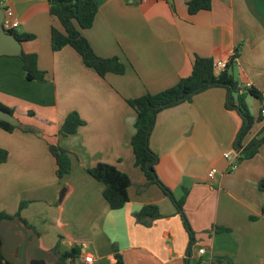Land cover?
I'll return each instance as SVG.
<instances>
[{
    "label": "crops",
    "instance_id": "crops-1",
    "mask_svg": "<svg viewBox=\"0 0 264 264\" xmlns=\"http://www.w3.org/2000/svg\"><path fill=\"white\" fill-rule=\"evenodd\" d=\"M94 1L93 23L81 33L98 56L118 57L126 66L122 74L99 76L71 46L53 51L51 27L60 24L47 0H9L15 31L34 35L22 49L37 54L45 81L27 80L18 56H0V103L35 130L0 128V148L8 151L0 163V212L18 211L46 250L79 246L75 264H82L84 253L93 254L96 264H112L114 248L124 264H264V144L233 170L224 158L235 151L239 159L252 138L264 135V0H212L210 9L194 14L185 0ZM237 47L234 79L260 96L249 95L258 103L255 116L245 97L257 126L240 145L241 118L226 108L222 87L161 110L148 137L158 179L175 198L186 192L191 240L171 200L157 185H146L134 165L130 138L136 113L126 100L173 86L190 75L195 56L226 61ZM71 111L85 123L75 133L58 135ZM49 144L69 152L71 170L62 178L55 174ZM98 162L130 177L128 201L120 209L108 206L102 183L86 172ZM211 168L216 173L208 179ZM146 204L161 214L148 225L134 216ZM220 226L228 231H217Z\"/></svg>",
    "mask_w": 264,
    "mask_h": 264
},
{
    "label": "trees",
    "instance_id": "trees-1",
    "mask_svg": "<svg viewBox=\"0 0 264 264\" xmlns=\"http://www.w3.org/2000/svg\"><path fill=\"white\" fill-rule=\"evenodd\" d=\"M47 2L49 13L60 24V28L51 27L50 43L53 51L60 50L64 46H71L80 55L82 62L87 67L93 68L101 77L108 72L116 74L124 73L126 66L118 57L98 56L81 33L82 29L90 27L93 23L97 11V4L94 0H47ZM185 2L189 14H194L200 10H208L212 5V0H185ZM11 32L21 42L34 38L32 34H18L15 30ZM238 56L239 47L234 49L230 57L225 61L224 67L217 74L213 70V59L195 56L190 75L181 78L173 86L157 93H145L139 97L126 100L136 113L134 122L135 132L130 138L134 165L145 176L146 185H157L164 195L171 200L185 228L188 230L191 240L192 233L183 211L186 192L184 191V194L180 198H175L172 192L158 179L154 167L157 155L148 147V137L154 126L156 115L161 110L190 100L194 94L205 89L222 87L226 91V108L235 110L241 118V125L236 135V143L240 145L241 140L249 132L254 122L246 105L245 97L251 95L260 99V96L259 92L252 86L241 87L235 81L232 68ZM18 57L22 61V69L27 80H36L41 83L45 81V71L38 68L37 54L35 52H25L22 49V53ZM0 108L13 114V109L2 103H0ZM84 123V120L76 111H71L64 118L58 130V135L66 136L75 133ZM0 128L11 132L17 127L0 120ZM18 128L23 131L35 132L34 129L22 126V124ZM261 144H264V136L252 138L247 146L242 149L238 162L252 158ZM48 150L55 161V174L57 178L64 177L71 170L69 152L57 144H49ZM7 156L8 151L0 148V163L5 162ZM86 172L93 179L102 183V196L111 209H120L128 201V187L131 184V180L127 173L119 170L115 165L105 162L96 163L94 166L87 168ZM261 185L264 186V178L261 181ZM24 205L25 202H21L19 209ZM134 216L138 223L148 225L152 220L161 217V214L155 204H146L134 213ZM2 217L21 218L18 211L13 215L0 212V218ZM26 225L29 227L28 224ZM216 230L228 231L227 228L222 226L217 227ZM1 243L2 239L0 237V264H13L2 255ZM50 251L54 259L51 264H75L76 259L81 255L80 247L77 245L65 251H59L57 246H55ZM111 259L113 260L112 264H124L121 254L116 248H114ZM32 264H46V262L43 259H34L32 260ZM212 264L228 263L219 260L217 263Z\"/></svg>",
    "mask_w": 264,
    "mask_h": 264
},
{
    "label": "water",
    "instance_id": "water-1",
    "mask_svg": "<svg viewBox=\"0 0 264 264\" xmlns=\"http://www.w3.org/2000/svg\"><path fill=\"white\" fill-rule=\"evenodd\" d=\"M4 10L0 6V56H20L22 42L12 32L2 27ZM0 120L15 127H20L19 119L9 111L0 108ZM236 148L239 146L236 144ZM1 253L13 264H32L34 259H43L51 264L52 253L40 246L38 235L21 218H0ZM19 251V253H18Z\"/></svg>",
    "mask_w": 264,
    "mask_h": 264
},
{
    "label": "built area",
    "instance_id": "built-area-1",
    "mask_svg": "<svg viewBox=\"0 0 264 264\" xmlns=\"http://www.w3.org/2000/svg\"><path fill=\"white\" fill-rule=\"evenodd\" d=\"M0 6L3 8L4 10V17L2 20V27L5 31L11 32L13 30H15L18 27V21L17 19L14 17V13L11 9V7L9 6V0H0ZM225 65V61H215L214 62V66H213V70L214 73L217 74ZM260 113L261 115L264 117V99H263V105L260 109ZM224 158L227 160L228 162V168L230 170H233L237 167L238 165V155L237 152L235 151H226L224 153ZM216 173V169L215 168H211L208 173H207V177L208 179H213ZM199 252H203V248L199 249ZM82 264H96L95 263V258L93 256V254L91 253H84L82 256Z\"/></svg>",
    "mask_w": 264,
    "mask_h": 264
},
{
    "label": "rangeland",
    "instance_id": "rangeland-1",
    "mask_svg": "<svg viewBox=\"0 0 264 264\" xmlns=\"http://www.w3.org/2000/svg\"><path fill=\"white\" fill-rule=\"evenodd\" d=\"M248 97H247V101H248V106H249V109H250V111H251V113L253 114V116H255L256 115V113H257V111H258V103L253 99V100H249V95H247ZM249 102H250V104H249ZM257 126V124H254L253 126H251V128H255ZM260 137L259 138H261V137H263L262 136V134H260L259 135ZM34 207H33V209H35L36 207L38 208V203H34ZM88 251H90V250H88Z\"/></svg>",
    "mask_w": 264,
    "mask_h": 264
},
{
    "label": "flooded vegetation",
    "instance_id": "flooded-vegetation-1",
    "mask_svg": "<svg viewBox=\"0 0 264 264\" xmlns=\"http://www.w3.org/2000/svg\"><path fill=\"white\" fill-rule=\"evenodd\" d=\"M18 253H19V251H18Z\"/></svg>",
    "mask_w": 264,
    "mask_h": 264
}]
</instances>
